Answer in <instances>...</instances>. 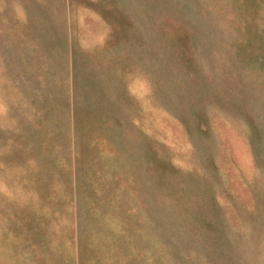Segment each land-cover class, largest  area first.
I'll return each instance as SVG.
<instances>
[{"label": "rangeland", "instance_id": "rangeland-1", "mask_svg": "<svg viewBox=\"0 0 264 264\" xmlns=\"http://www.w3.org/2000/svg\"><path fill=\"white\" fill-rule=\"evenodd\" d=\"M66 1L0 0V264L29 235L22 187L50 198L69 166L108 159L126 260L264 264V0H94L121 29L117 83L71 53ZM63 206L41 202L50 240Z\"/></svg>", "mask_w": 264, "mask_h": 264}, {"label": "crops", "instance_id": "crops-1", "mask_svg": "<svg viewBox=\"0 0 264 264\" xmlns=\"http://www.w3.org/2000/svg\"><path fill=\"white\" fill-rule=\"evenodd\" d=\"M63 3L65 11L56 6L58 8L53 12L63 11L68 14V45L71 53H74L77 60L91 59L96 62L94 65L99 66L96 69H104L105 76L109 75L111 81L122 82V66L117 58L121 29L117 20L107 22L98 16L101 10L93 5L94 0H67ZM72 61L73 58L69 67L71 77ZM112 91L115 93L118 89ZM87 103L82 100L73 102L71 99L69 107L71 110L75 108L74 122L79 128L83 127L88 119L95 130L97 115L88 111L90 105ZM92 156L96 154L93 152ZM105 161L107 162H97L96 165L89 166H69L71 170L68 173L71 177L67 180V186L63 184L55 187L50 184L53 193L50 198L41 195L43 193L39 181L31 183L34 191L28 199L24 196L23 187L21 188L20 218L25 222V215L29 217L31 228L29 235L24 230L20 232L22 238L19 240L18 260L5 255L6 262L9 258V264H136L132 260H126L128 250L125 249L123 211L116 199L117 183L113 178L117 167L113 160ZM67 200L75 207L70 206L69 210L63 206L58 213H54L58 219L63 216V224L58 229L51 227V236L54 239L50 240L38 229L39 218L43 215L41 202L48 201L54 205L57 202L65 203ZM26 201L31 205L29 213L24 211ZM38 253L41 254L39 257Z\"/></svg>", "mask_w": 264, "mask_h": 264}]
</instances>
